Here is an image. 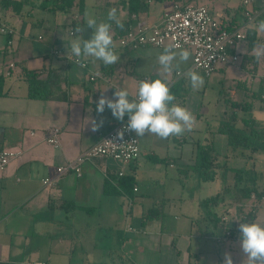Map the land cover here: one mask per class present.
I'll return each mask as SVG.
<instances>
[{"label":"crops","instance_id":"crops-1","mask_svg":"<svg viewBox=\"0 0 264 264\" xmlns=\"http://www.w3.org/2000/svg\"><path fill=\"white\" fill-rule=\"evenodd\" d=\"M75 1L71 10L62 12L57 10L59 3L55 0H0V26L14 31L12 37L0 34V78L4 79V95L0 96V152L21 154L0 171V264H224L225 253L231 254L233 264H242L244 253L239 228L231 240L222 244L216 243L214 238L222 234L220 217L234 209L230 208V202L239 194L235 187L233 192L226 189V185L233 170L244 168H233L230 164L241 160L252 163L253 170L249 172H254L253 181L257 182L260 178L255 169L259 157L258 153L249 151L231 152L226 137L219 135L218 129L236 115L237 124L242 119L255 120L264 132V109L258 108L254 102L257 98L252 96L264 79V57L257 67L254 64L245 67L241 56L234 65L252 80L237 84L244 92L241 105H251V113H244L240 106L243 117L232 111L224 118L211 115L213 123L209 131H201L200 122L204 117L197 115L190 132L167 139L168 153L171 151L181 162L182 146L187 145L185 137L194 134L196 145L201 143L202 137V147L214 149L215 167L232 169L225 185L218 170H215V179L205 183L192 174L195 176L191 175L190 186H185L180 196L165 198L160 209L159 202H153L150 194H141L143 184L150 187L162 181V177L148 176L150 171L162 173L157 165H148L142 152L141 158L130 164L94 159L81 166L80 175L69 171L56 184L44 185L59 167L75 163L101 141L104 134L98 129L92 130V121H96L94 107L101 95L116 99V88H126L133 98L139 81L159 78L157 57L163 50L153 47L135 51L142 55L136 58L128 57L127 52L134 53L132 51L117 50L120 60L109 66L87 58L88 68L82 69L68 59L70 42L74 39L71 32L77 26L85 27V14L90 5L88 0ZM81 1L83 14L80 13ZM120 1L117 15L124 25L130 20L134 27L160 25L176 5L207 6L226 25H241L244 20V0L238 3L237 0H144V10L136 20L130 18L128 0ZM250 1V9L264 6V0ZM94 2L96 4L91 3L89 7L107 5L109 1ZM63 24H70V28H63ZM123 29L113 23L111 30L118 31L119 35ZM255 33L257 45L264 43V34ZM83 38L87 39L86 35ZM10 40L12 45H9ZM55 50L62 51L65 57H56ZM247 51L248 43L242 46L240 55ZM248 57L252 63L257 62L253 51ZM140 68L152 70L140 77L137 74ZM254 68L256 71L250 72ZM49 72L61 77V89L67 93L68 101L29 97L26 73L39 74L45 79ZM177 74L168 75L170 87L179 81H183L185 87L186 79H180ZM132 89H136L135 94ZM234 105L232 107L237 108ZM54 129L60 131L58 148L47 143ZM136 137L141 146L140 137ZM144 137L152 139V154L146 157L159 164L155 160L162 159L156 155V150L165 145L166 140L151 133ZM192 155L195 157V151ZM183 176L190 177L186 172ZM255 187L264 193L257 184ZM221 193H224V202L218 206L203 205L207 199ZM238 204L241 223H264L263 199L258 202L251 198ZM223 206L226 209L223 214H216ZM150 213L153 217L147 220Z\"/></svg>","mask_w":264,"mask_h":264},{"label":"built area","instance_id":"built-area-1","mask_svg":"<svg viewBox=\"0 0 264 264\" xmlns=\"http://www.w3.org/2000/svg\"><path fill=\"white\" fill-rule=\"evenodd\" d=\"M250 3V0H244L246 10L244 17L248 25L255 23L256 19L264 14V6L261 10H248L247 7ZM131 19L136 20L137 16L133 15ZM247 32V25L233 31L223 29L222 21L214 16L207 6L176 5L170 13L165 15L160 25L138 27L130 25L126 34L119 36L118 40L122 49L132 52L147 47L158 50L172 47L175 51L186 49L191 52L193 57L192 70L201 73L205 78H211L221 66H233L239 63L240 50L247 43ZM0 34L12 37L14 31L0 26ZM71 36H73V31ZM12 44L13 42L10 40L9 45ZM54 55L59 58L65 57L60 50H55ZM70 60L75 63V57H71ZM84 63L86 66L81 68L87 69L88 63L86 61ZM10 68L13 69L14 65H11ZM177 76L183 77L179 74ZM93 80L94 78H91V81ZM260 100L264 101V95ZM127 122L118 124L111 132L103 136L96 146L78 157L75 163L59 167L55 176L46 179L44 185L56 184L69 171L80 175L81 166L94 159L113 160L123 164L138 161L141 158V146L133 131L125 130L123 139L117 138V132L124 129ZM47 143L55 148L60 146L59 129L50 131ZM20 156L21 154L17 152H0V171H4L13 160ZM252 199L255 200V196ZM241 218L236 211L232 216L230 211L221 216L219 229L222 234L215 236L216 243L222 244L231 240L239 228ZM128 230L135 232V229L128 228Z\"/></svg>","mask_w":264,"mask_h":264},{"label":"clouds","instance_id":"clouds-1","mask_svg":"<svg viewBox=\"0 0 264 264\" xmlns=\"http://www.w3.org/2000/svg\"><path fill=\"white\" fill-rule=\"evenodd\" d=\"M113 23L120 29L124 28L116 8L109 9L106 21L98 22L94 17L87 18L86 27L92 30L88 39L83 38L82 34L86 30L84 27H75L74 39L69 46L71 56L68 59L75 57V63L80 67L86 66L84 61L87 58H92L93 62L101 61L105 66L117 63L120 56L114 51L111 33ZM250 28L258 34H264V20L251 24ZM253 52L259 62L264 57V43L256 45ZM190 55L186 49L175 51L172 47H166L157 57L160 65L159 78L139 81L135 97L130 98L126 88H116V99L101 95L96 106L99 114L107 107L119 121H123L126 115L129 117L125 128L117 132L118 139H123L125 130L134 131L138 137L151 133L161 139L178 137L192 130L195 116L176 102V96L171 92L168 82V75L175 71L189 81L193 90H199L203 86L204 78L196 71H180L181 63L187 62ZM102 124L103 120L99 123L93 120L92 130H97ZM239 232L240 247L244 253L242 264H264V223H241ZM224 264H233L230 253H225Z\"/></svg>","mask_w":264,"mask_h":264},{"label":"rangeland","instance_id":"rangeland-1","mask_svg":"<svg viewBox=\"0 0 264 264\" xmlns=\"http://www.w3.org/2000/svg\"><path fill=\"white\" fill-rule=\"evenodd\" d=\"M88 1L90 5L91 3L93 5L96 4L94 0H88ZM107 1H109L107 5H104L103 3H100L99 5H96L94 7H89L90 5H88L85 14V19L87 20L88 17H94L97 19L98 22L102 20L106 21L107 13L109 9L116 8L118 10L120 5L119 0H107ZM238 2L239 0H237V3ZM247 9L250 11L253 10L252 8L250 9L249 7H247ZM86 20L84 27L86 30L82 35L83 37L86 35L88 39L91 36L92 30L86 28ZM69 26L70 24H63V28L65 29H69L70 28ZM111 33L115 45L114 51L116 52L117 50H121L122 48L120 42L117 39L118 31L111 30ZM140 53L141 52H134V53L127 52V54L129 55L128 57H133V58L142 56L140 55ZM127 67L131 70L130 64H128ZM192 67H193V57L191 54L187 62L181 63L180 71L186 72L187 70L192 69ZM151 70L152 69L144 71L143 69L140 68L137 71V74L140 77L145 76L146 74H149ZM173 73H175V71ZM199 74L204 78L203 86L199 90H193L189 81L186 79V85L184 87L182 99L181 100L179 99L176 102L179 103L181 106L186 107L188 110H190L195 117H197V115L198 116L202 115L204 117L200 122L202 127L201 131L203 130L209 131L211 129L213 123L211 115L213 116L217 115L218 118L221 117L224 118L225 115H229V113L232 111V113L239 114V117L244 116L243 112L240 110V106L243 102L242 97L244 92L243 89L238 88L237 84L239 82H246L247 80L248 83L252 81L247 73L242 72L241 70H237L236 68H234L233 65V66H221L218 72L215 75H213L211 78H205L201 73ZM180 79H184V77ZM131 91L132 94L133 93L135 94L136 89H132ZM254 102H256V105L260 110L264 109V101L257 99ZM232 104H236L238 109L236 107H232ZM226 118L229 119L230 116H227ZM237 125L239 127H242L241 123ZM196 133L198 135L199 131ZM134 135L136 136L135 132ZM192 135L193 136L189 138L185 137V139L187 140V145L182 146L183 159L181 162L171 155V151L170 153H168L170 146L168 140L165 139L166 146L163 145L160 149H157L156 155L162 160L166 159V162L159 164H155L149 161V159L146 157V155L150 156L152 154V151H150L151 150L150 145H152V139H147L146 137H140L141 152L143 159L147 160V163L150 166L157 165V168L159 169L160 173H162V175H160L151 171L148 172L147 173L148 176H153L152 178L158 177L160 179L162 177V181L161 182L157 181L155 183H152L150 187H146V185L143 184L142 187H140L141 194H150L151 200L153 202H159L160 209L162 208L161 202L165 198L176 197L178 195L180 196L183 190L185 189L184 187L190 186L189 184L191 183L192 176H195L192 174H196L194 171L195 158H197L199 150L203 148L202 146L204 142L202 141V137H200L201 143L199 145H196L194 143V140L197 142V139L194 136V134ZM179 149L180 148H178L177 150ZM193 151H195V157H193L192 155ZM257 155H258L257 157H259L258 158L259 160H257L258 167L255 170L258 172L260 180L257 181L256 184L259 186L261 190H264V177L262 176L264 175V153L261 152ZM170 164H174V167L171 168ZM230 165L233 168H244V170L247 171L253 170L252 169L253 164L250 163L249 165L248 163H246V161L243 160L232 162ZM185 172L186 174H189L190 177L183 176ZM250 173L251 174H249L248 178L253 180L256 176L254 172L251 171ZM248 186L251 187V184H249ZM234 187H235V174L233 172L232 174H230V179L228 181V184L226 185V189L230 188L231 191L234 192L235 191ZM240 199L241 197L239 193L237 198L230 202V205H232L230 208H234L233 210H229L231 212V216L234 214L235 211L238 212V208H236L237 207L236 205H239L238 203L243 202L240 201ZM254 203H256V201H254ZM244 205L245 204H243L242 206L244 207ZM245 208L251 209V207H245ZM225 210H226L225 206L220 207V209L217 210L216 214L218 215L223 214Z\"/></svg>","mask_w":264,"mask_h":264},{"label":"trees","instance_id":"trees-1","mask_svg":"<svg viewBox=\"0 0 264 264\" xmlns=\"http://www.w3.org/2000/svg\"><path fill=\"white\" fill-rule=\"evenodd\" d=\"M187 1V0H186ZM55 2L59 3L57 10L66 12L71 10L75 4V0H55ZM144 0H128V12L130 15V18L133 15L138 16L143 10H144ZM80 13L83 14V2L80 3ZM262 8L258 9L261 10ZM246 11V10H245ZM244 11V13H245ZM243 13V16H244ZM264 20V14L259 16L255 23L257 21ZM244 24L241 25H235L230 24L226 25L225 23H222V28L233 31L238 28H240L242 25H248L247 20L244 17ZM253 24V23H252ZM130 25H132V22L129 20L125 25L124 29L119 33L118 36H124L126 34V31H128ZM247 43H248V51L243 56L244 60V66L247 67L249 64H254L255 67L258 65L257 62L249 61V53L253 51V48L258 43V38L256 37V33L253 30H250L248 27L247 32ZM242 54V53H241ZM240 57V58H241ZM242 60V59H241ZM256 68L254 70H250V72L256 71ZM25 78L28 82L29 86V97L34 100H53V99H59L63 101H68V95L67 93L63 92L61 89L60 83L62 82V79L60 76L53 72H49L47 77L43 79L39 74L35 73H26ZM260 87L258 91L253 94L252 96L257 99H261V96L264 95V79L260 81L259 83ZM3 86H4V79L0 78V96H3ZM171 88V92L176 96V101L182 99V94L184 91V82L179 81L177 84L173 85ZM96 106L94 107L95 116H96V122L99 123L101 120H103L102 126L98 128V131L105 135H107L109 132H111L118 124L126 122L128 120V116L126 115L123 121L117 120L113 115L110 109L105 107V110L102 114H99L96 110ZM236 106V105H234ZM241 110L244 113H251L253 111V107L249 104H243L241 105ZM237 116L233 115L230 122L222 124L218 129V134L225 136L227 139V146L231 150V152H237L239 150L241 151H249L252 154H259L264 153V132L261 130V126L257 123L255 120H246L242 119L240 120V123L242 127H238L237 125ZM110 125V126H109ZM214 149L211 147H203L201 150H199L198 156L196 158V165L195 167V173L199 177V179L202 182H210L213 181L216 177L215 170L220 171L221 180L225 185V182L227 181V177L229 172L232 170L227 166H221V167H215V163L213 160V152ZM156 163H163L165 160L156 159ZM235 174V189L240 193V201H246L250 200L253 196L258 200V202L262 199H264V193L259 192L257 188L255 187L256 182H254L252 179L248 178L249 174H251L249 171L246 170H233ZM131 181H128L130 183ZM127 183V184H128ZM251 184V187L248 185ZM128 186V185H127ZM224 202V193H221L211 199H207L205 202H203V205L209 206H218V204H221ZM236 208H240V205H237ZM153 213H150V215L147 217V220H150L153 215ZM136 232V231H135Z\"/></svg>","mask_w":264,"mask_h":264}]
</instances>
